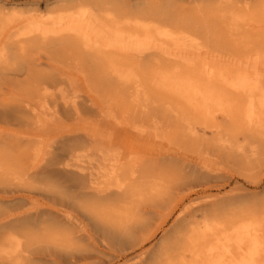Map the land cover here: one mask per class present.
Segmentation results:
<instances>
[{"label": "bare ground", "instance_id": "bare-ground-1", "mask_svg": "<svg viewBox=\"0 0 264 264\" xmlns=\"http://www.w3.org/2000/svg\"><path fill=\"white\" fill-rule=\"evenodd\" d=\"M237 176L264 0H0V264H264Z\"/></svg>", "mask_w": 264, "mask_h": 264}, {"label": "rangeland", "instance_id": "rangeland-1", "mask_svg": "<svg viewBox=\"0 0 264 264\" xmlns=\"http://www.w3.org/2000/svg\"><path fill=\"white\" fill-rule=\"evenodd\" d=\"M239 178V181L236 183V182H233L231 185H224V186H221L219 188H215L212 190V192H220V191H225L233 186H238L240 185L241 187L243 188H246L247 190H249L250 192L251 191H258L260 192V196L262 199H264V183L261 182L259 183L258 185H254L252 184L251 182H248L246 181L244 178L240 177V176H237ZM161 233L159 232L158 234V238L160 237Z\"/></svg>", "mask_w": 264, "mask_h": 264}]
</instances>
